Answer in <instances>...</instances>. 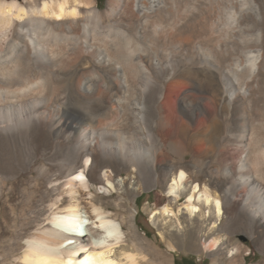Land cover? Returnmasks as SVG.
Here are the masks:
<instances>
[{
  "label": "bare ground",
  "instance_id": "bare-ground-1",
  "mask_svg": "<svg viewBox=\"0 0 264 264\" xmlns=\"http://www.w3.org/2000/svg\"><path fill=\"white\" fill-rule=\"evenodd\" d=\"M153 188L172 251L264 239V0H0V264H171Z\"/></svg>",
  "mask_w": 264,
  "mask_h": 264
},
{
  "label": "rangeland",
  "instance_id": "rangeland-1",
  "mask_svg": "<svg viewBox=\"0 0 264 264\" xmlns=\"http://www.w3.org/2000/svg\"><path fill=\"white\" fill-rule=\"evenodd\" d=\"M101 2L103 5H105L107 0H101ZM169 93L171 97V104H176L174 98L175 93ZM70 111L72 110L70 109ZM73 114L75 118L72 119V122L75 125L81 124L80 122L77 123L75 121V119H79L78 114L76 115L75 112ZM235 156L236 153H232L231 157L233 160H231V162H235ZM22 179L23 181L28 180L27 177H23ZM117 181L121 183V181H123V177H118ZM153 189L145 192L139 197H133L131 199H128V202H130L131 204L129 207V213L136 215L137 228L135 229V231H137L138 236L140 238L148 239L151 242H155L159 246V248L163 250V260L168 262L169 259L171 264H177V260L183 257H188L195 259L197 264H228V260L226 257H222V260H219V262L215 258V254L219 251L220 247L218 245H221V243H225V245L228 244L231 245V247L233 245H236L241 249V253L239 254L238 258V263L236 264H264V249L262 248V243L264 242L263 232L259 229H256L255 231H253V236H251L248 231L247 234L244 233L245 229L242 230L240 226H237L235 229L232 230L230 234H226L225 236H223V234L221 233L220 235H222L224 239L222 237H219V243L216 249L212 252L205 253L199 250L197 251L194 248L181 245L177 246L174 251L170 250L166 240L161 237L159 230L154 226L153 223V215L155 213L154 210L160 209L164 207V205L168 204L169 197L167 196L166 192L161 191V189ZM98 194L103 197V193ZM185 200L186 198L183 201ZM116 201V196L105 199V202L110 205H113ZM113 210L115 213L118 212L119 214L124 215V213H122V211L119 210L117 207H115ZM219 223L220 221L216 223V225H219ZM89 227L91 229L92 226L90 225ZM126 228L129 232L134 230L130 226V224H127Z\"/></svg>",
  "mask_w": 264,
  "mask_h": 264
},
{
  "label": "trees",
  "instance_id": "trees-1",
  "mask_svg": "<svg viewBox=\"0 0 264 264\" xmlns=\"http://www.w3.org/2000/svg\"><path fill=\"white\" fill-rule=\"evenodd\" d=\"M177 264H197L195 259L183 257L177 260Z\"/></svg>",
  "mask_w": 264,
  "mask_h": 264
}]
</instances>
